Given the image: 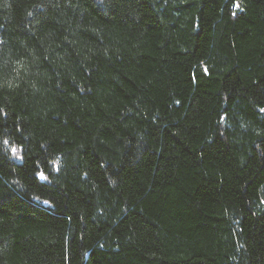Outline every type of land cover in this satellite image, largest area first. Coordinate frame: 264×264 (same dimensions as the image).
Instances as JSON below:
<instances>
[{
	"label": "trees",
	"instance_id": "trees-1",
	"mask_svg": "<svg viewBox=\"0 0 264 264\" xmlns=\"http://www.w3.org/2000/svg\"><path fill=\"white\" fill-rule=\"evenodd\" d=\"M0 72V264H264V0H0Z\"/></svg>",
	"mask_w": 264,
	"mask_h": 264
},
{
	"label": "snow or ice",
	"instance_id": "snow-or-ice-1",
	"mask_svg": "<svg viewBox=\"0 0 264 264\" xmlns=\"http://www.w3.org/2000/svg\"><path fill=\"white\" fill-rule=\"evenodd\" d=\"M238 6L239 5H237V7ZM15 63H16V68L13 69V71H16L17 75H19V72L21 70L27 71V68L25 67L23 60L18 59ZM205 71H207V69H205ZM12 86H13L12 82L5 78V75L3 74V72H0V88H4V87L11 88ZM260 111L264 112V109H261ZM13 151H15V149H13ZM38 175L40 179H46L45 175L42 172L39 173ZM261 202L264 203V201H261ZM43 203L47 205L49 202L45 200Z\"/></svg>",
	"mask_w": 264,
	"mask_h": 264
}]
</instances>
